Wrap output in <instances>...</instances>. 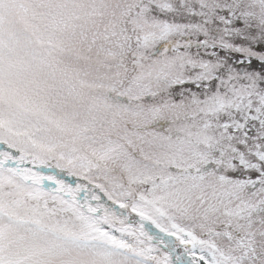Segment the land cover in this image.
Listing matches in <instances>:
<instances>
[{
  "label": "snow or ice",
  "instance_id": "1",
  "mask_svg": "<svg viewBox=\"0 0 264 264\" xmlns=\"http://www.w3.org/2000/svg\"><path fill=\"white\" fill-rule=\"evenodd\" d=\"M0 145V264H264V0H0Z\"/></svg>",
  "mask_w": 264,
  "mask_h": 264
},
{
  "label": "rangeland",
  "instance_id": "2",
  "mask_svg": "<svg viewBox=\"0 0 264 264\" xmlns=\"http://www.w3.org/2000/svg\"><path fill=\"white\" fill-rule=\"evenodd\" d=\"M0 147H3V146L0 145ZM29 166H30V165H29ZM44 171H45L46 173H47V172H52V173L58 175L60 179H63V180H65V181H67L68 183H71V184H73V185H75V183H77V182L83 183L82 180H79V181H78L76 177H70V176H68L67 174H61V173H59L58 170H55V169H47V168H45ZM46 183H48V182L46 181ZM100 195H101V197H102V200H103L105 203H110V202L107 201V199H106L105 197H103V194H102V193H100ZM114 207H116L117 211L120 210L119 207H118V205H117V206H114ZM132 217H133L134 219H137V220H138V217H136L135 214H132ZM148 227L151 229V231H152L153 233H159V230L156 229L154 225H151V224L149 223V224H148Z\"/></svg>",
  "mask_w": 264,
  "mask_h": 264
}]
</instances>
